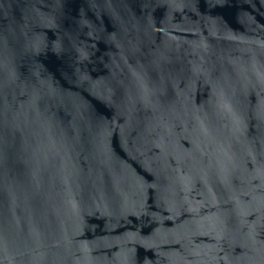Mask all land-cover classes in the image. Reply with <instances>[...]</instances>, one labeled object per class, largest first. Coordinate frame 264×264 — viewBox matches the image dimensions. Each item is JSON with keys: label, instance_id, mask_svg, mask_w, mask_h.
Returning a JSON list of instances; mask_svg holds the SVG:
<instances>
[{"label": "water", "instance_id": "1", "mask_svg": "<svg viewBox=\"0 0 264 264\" xmlns=\"http://www.w3.org/2000/svg\"><path fill=\"white\" fill-rule=\"evenodd\" d=\"M0 264H264V0H0Z\"/></svg>", "mask_w": 264, "mask_h": 264}]
</instances>
